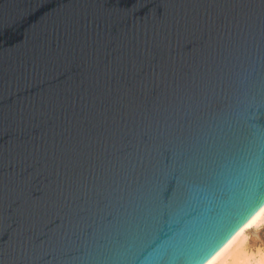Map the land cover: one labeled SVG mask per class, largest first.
Returning <instances> with one entry per match:
<instances>
[{"label":"water","instance_id":"95a60500","mask_svg":"<svg viewBox=\"0 0 264 264\" xmlns=\"http://www.w3.org/2000/svg\"><path fill=\"white\" fill-rule=\"evenodd\" d=\"M264 204V0H0V264H203Z\"/></svg>","mask_w":264,"mask_h":264},{"label":"bare ground","instance_id":"6f19581e","mask_svg":"<svg viewBox=\"0 0 264 264\" xmlns=\"http://www.w3.org/2000/svg\"><path fill=\"white\" fill-rule=\"evenodd\" d=\"M263 221L264 204L203 264H245L246 262L249 264L246 259L239 261L241 250L247 240V229L258 226Z\"/></svg>","mask_w":264,"mask_h":264},{"label":"rangeland","instance_id":"374dc122","mask_svg":"<svg viewBox=\"0 0 264 264\" xmlns=\"http://www.w3.org/2000/svg\"><path fill=\"white\" fill-rule=\"evenodd\" d=\"M247 233V240L241 250L239 261L246 259L249 264H264V221L258 226L247 229Z\"/></svg>","mask_w":264,"mask_h":264}]
</instances>
